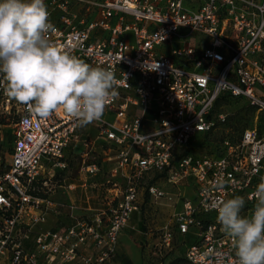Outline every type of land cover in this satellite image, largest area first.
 Listing matches in <instances>:
<instances>
[{
  "label": "built area",
  "instance_id": "1",
  "mask_svg": "<svg viewBox=\"0 0 264 264\" xmlns=\"http://www.w3.org/2000/svg\"><path fill=\"white\" fill-rule=\"evenodd\" d=\"M45 3L56 28L50 39L112 70L117 95L101 121L83 128L62 110L49 119L30 115L5 95L0 79V116L13 123L10 160L0 166V264H106L133 215L147 220L149 200L172 208L171 222L154 229L146 223L147 236L158 230L160 247L184 243L186 264H236L213 205L239 195L241 214H251L248 197L264 176V123L204 154L188 147L224 121L214 110L223 92L245 97L264 119V0ZM78 145L83 178L96 177L80 184L94 188L89 199L97 206L75 214L77 205L52 198L45 177L64 168L67 147ZM160 178L177 191L158 186ZM221 179L227 183L218 190ZM64 205L70 223L60 218L37 230Z\"/></svg>",
  "mask_w": 264,
  "mask_h": 264
},
{
  "label": "clouds",
  "instance_id": "2",
  "mask_svg": "<svg viewBox=\"0 0 264 264\" xmlns=\"http://www.w3.org/2000/svg\"><path fill=\"white\" fill-rule=\"evenodd\" d=\"M55 31L45 0H0V79L5 95L39 119L62 110L77 127L101 121L117 95L114 72L58 46L50 39ZM226 183L217 180L214 187L220 190ZM248 198L255 201L248 216L241 214L245 197L239 195L217 200L213 209L230 238L236 264H264V176Z\"/></svg>",
  "mask_w": 264,
  "mask_h": 264
},
{
  "label": "rangeland",
  "instance_id": "3",
  "mask_svg": "<svg viewBox=\"0 0 264 264\" xmlns=\"http://www.w3.org/2000/svg\"><path fill=\"white\" fill-rule=\"evenodd\" d=\"M216 111L223 113L225 116L224 121H222L215 129H213L209 134L205 136L199 135L195 141L201 144H196L192 149L193 152H198L201 154L206 153L212 146L215 145L217 141L224 137L235 138L239 133L248 126H252L257 123H264L261 115L249 104L245 97H230L227 96L221 99L216 105ZM11 117L0 116V166L3 168L10 160V154L12 151V130L13 123ZM84 128V127H83ZM92 137L96 136V130L89 131ZM83 147L78 145L76 147H67L64 160L66 166L64 168H59L56 170V174L52 178H46L47 184L45 187H51L50 193L57 196L59 201L66 199L64 191H70L66 193L68 198L71 200L80 198L77 203L84 206L87 203L83 202L84 191H88L89 195H94V188L90 187L88 184L82 188L79 184L84 180L87 182L94 181L95 176L88 175L84 179V174L81 172V165L83 163ZM92 158L89 157V161ZM75 183L77 188L71 191L64 188L68 183ZM156 184L165 190H169L173 193L177 189L171 184H169L165 178H160L157 180ZM82 190V194L80 191ZM182 192L187 194V190L182 188ZM83 195V196H82ZM91 206H97L95 198L88 200ZM147 209V220L145 223L148 224V229L155 227L158 228L165 223L171 222V212L172 208L161 201H148L146 204ZM144 220L142 214L137 213L134 218H132L119 236L118 250L116 255L106 264H121L120 255L129 256L134 264H186L183 258V253L185 249L184 243L176 244L174 242V247L171 250L164 249L160 247L157 243L159 240L156 238V233L158 230H154L153 236H147L144 231ZM51 223L46 221L40 223L37 226V230H46L51 227ZM132 226V227H131ZM148 238V240L146 239ZM160 247V248H159Z\"/></svg>",
  "mask_w": 264,
  "mask_h": 264
},
{
  "label": "crops",
  "instance_id": "4",
  "mask_svg": "<svg viewBox=\"0 0 264 264\" xmlns=\"http://www.w3.org/2000/svg\"><path fill=\"white\" fill-rule=\"evenodd\" d=\"M82 188H86V187H84V186H82V184H79ZM77 188V187H76ZM75 188V189H76ZM72 191H74V190H72ZM95 191V190H94ZM65 192V196H66V199H64V200H61V202H66V203H74L75 205H77V209H76V211H74L75 212V214H79V213H82V212H84V211H88L89 210V208H92V207H94V206H91L90 204H89V202H88V200H89V197H91V196H93V195H89L88 194V191H84V198H83V202H86L87 204L86 205H84V206H82L81 204H80V202H79V204L77 203L78 201H80V198H78V195L76 196V198H74V199H70V198H68V196H67V194L66 193H69L70 191H64ZM80 193L82 194V190L80 191ZM51 196H52V194H51ZM54 196V198H55V200H58L59 201V199L57 198V196H55V195H53ZM83 196V195H82ZM97 203V202H96ZM66 205V204H65ZM60 206V214H59V216H57V215H55V214H50L49 216H48V218H47V221L48 222H50L52 225H51V227L52 226H54V225H56L57 224V222H58V220L61 218V220L63 221V222H65V223H70L73 219H72V217H70L69 215H68V212H69V210H68V208L66 207V206ZM84 209V210H83ZM132 227V226H131Z\"/></svg>",
  "mask_w": 264,
  "mask_h": 264
},
{
  "label": "trees",
  "instance_id": "5",
  "mask_svg": "<svg viewBox=\"0 0 264 264\" xmlns=\"http://www.w3.org/2000/svg\"><path fill=\"white\" fill-rule=\"evenodd\" d=\"M227 96H230V97H242V96H233V95H231V94H229V93H226V92L221 93V94L218 96V98L216 99V101H215V104H214V110H215V111H216V107H215V105H216L221 99H223V98H225V97H227ZM253 108H254V107H253ZM241 132H242V131H241ZM241 132L239 133V135L241 134ZM206 134H209V133H205V134H203V136H205ZM239 135H237V137H238ZM235 138H236V137H235ZM196 139H197V138H196ZM232 139H234V138H232ZM201 143H202V141H200L199 143H197V142L195 141V143L191 144V145L188 147V150H192L196 144H201ZM212 147H213V146H212ZM208 151H209V150H208ZM11 152H12V151H11ZM137 213H140V214H141V212H136V213L133 215L132 218H134V217L136 216ZM143 220H144V219H143ZM143 225H144V231H145V230L147 229V227H146V223H145V220H144ZM120 262H121V264H134L133 261H132V259H131L129 256H127V255H120Z\"/></svg>",
  "mask_w": 264,
  "mask_h": 264
}]
</instances>
